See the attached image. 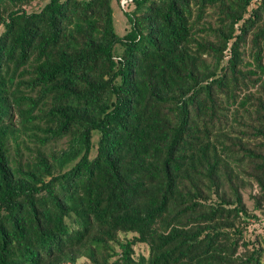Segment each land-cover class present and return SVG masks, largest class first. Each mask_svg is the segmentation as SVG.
Segmentation results:
<instances>
[{
  "label": "trees",
  "instance_id": "obj_1",
  "mask_svg": "<svg viewBox=\"0 0 264 264\" xmlns=\"http://www.w3.org/2000/svg\"><path fill=\"white\" fill-rule=\"evenodd\" d=\"M111 2L0 0V264H264V0Z\"/></svg>",
  "mask_w": 264,
  "mask_h": 264
},
{
  "label": "rangeland",
  "instance_id": "obj_2",
  "mask_svg": "<svg viewBox=\"0 0 264 264\" xmlns=\"http://www.w3.org/2000/svg\"><path fill=\"white\" fill-rule=\"evenodd\" d=\"M112 0L111 6L113 10V25L116 33L120 36H123L128 30L127 19L124 14L120 11L117 7V4ZM123 2V0H122ZM250 193L253 195L255 192L250 191L249 189H245L243 191V200L248 208V210H253V201L250 199ZM254 214L257 216V220H251L250 224L248 225L246 231V237L250 241H256L255 239L259 236L264 239V209L263 211L259 212L256 211ZM123 238V236H121ZM137 253H146L144 247H135L134 248ZM82 264V262H80Z\"/></svg>",
  "mask_w": 264,
  "mask_h": 264
},
{
  "label": "built area",
  "instance_id": "obj_3",
  "mask_svg": "<svg viewBox=\"0 0 264 264\" xmlns=\"http://www.w3.org/2000/svg\"><path fill=\"white\" fill-rule=\"evenodd\" d=\"M126 3V0H123V2H121L122 5H124Z\"/></svg>",
  "mask_w": 264,
  "mask_h": 264
}]
</instances>
